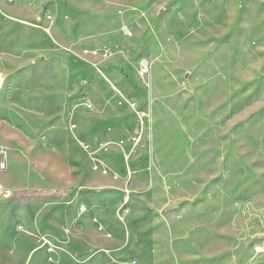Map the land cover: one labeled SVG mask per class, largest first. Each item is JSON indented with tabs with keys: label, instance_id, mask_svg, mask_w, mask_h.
Masks as SVG:
<instances>
[{
	"label": "rangeland",
	"instance_id": "374dc122",
	"mask_svg": "<svg viewBox=\"0 0 264 264\" xmlns=\"http://www.w3.org/2000/svg\"><path fill=\"white\" fill-rule=\"evenodd\" d=\"M1 158L0 264H264V0H0Z\"/></svg>",
	"mask_w": 264,
	"mask_h": 264
},
{
	"label": "crops",
	"instance_id": "0c3cea01",
	"mask_svg": "<svg viewBox=\"0 0 264 264\" xmlns=\"http://www.w3.org/2000/svg\"><path fill=\"white\" fill-rule=\"evenodd\" d=\"M36 230H38V231H41L44 227L41 225L40 226V224H38L37 226H35L34 227ZM45 248L43 247V246H39V247H37L34 251H33V253L32 254H35V253H37V252H40V254L42 255V256H45V253L47 254V252H45V250H44ZM31 254V255H32ZM31 257V256H30ZM35 264H37V262L35 263Z\"/></svg>",
	"mask_w": 264,
	"mask_h": 264
},
{
	"label": "bare ground",
	"instance_id": "6f19581e",
	"mask_svg": "<svg viewBox=\"0 0 264 264\" xmlns=\"http://www.w3.org/2000/svg\"><path fill=\"white\" fill-rule=\"evenodd\" d=\"M1 162H4V159L3 158H1V160H0Z\"/></svg>",
	"mask_w": 264,
	"mask_h": 264
}]
</instances>
